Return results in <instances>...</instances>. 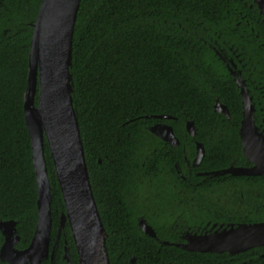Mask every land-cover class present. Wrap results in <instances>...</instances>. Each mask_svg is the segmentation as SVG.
<instances>
[{"label": "trees", "instance_id": "1", "mask_svg": "<svg viewBox=\"0 0 264 264\" xmlns=\"http://www.w3.org/2000/svg\"><path fill=\"white\" fill-rule=\"evenodd\" d=\"M42 0H0V220L15 221L18 250L38 222L31 137L25 120L29 56ZM244 59L257 125L264 127V21L252 0H82L74 28L73 103L92 190L107 233L110 264H264V246L237 254L190 252L174 245L210 226L264 222V174L213 178L251 165L240 138L243 104L234 77L214 48ZM236 60V58H235ZM217 100L230 117L215 111ZM38 104V94L36 105ZM171 116L170 120L155 118ZM205 155L183 180L175 168L196 157L186 124ZM171 125L178 148L150 132ZM55 244L65 211L47 143ZM101 160V162H99ZM190 172V171H189ZM140 218L153 228L146 235ZM5 241L0 232V250ZM80 264L67 223L54 259ZM134 260V261H133ZM0 264H9L0 259Z\"/></svg>", "mask_w": 264, "mask_h": 264}, {"label": "water", "instance_id": "2", "mask_svg": "<svg viewBox=\"0 0 264 264\" xmlns=\"http://www.w3.org/2000/svg\"><path fill=\"white\" fill-rule=\"evenodd\" d=\"M82 0H42L36 22L29 56L27 89L25 93V120L31 137L32 159L38 193V222L30 246L18 250L19 243L15 221L0 220V232L5 238L0 259L9 264H41L54 259L55 245L68 223L78 253L80 264H110L106 246L107 233L103 225L89 178L79 122L73 103L72 44L75 23ZM264 21V0H252ZM240 89L243 116L240 138L245 157L253 167H229L213 172L214 176H260L264 174V142L255 123V105L242 78L229 68ZM38 94V104L36 96ZM215 111L230 117L228 108L218 100ZM157 119L170 120L159 115ZM186 129L196 135L193 121ZM150 131L172 146H179L173 127L158 124ZM47 143L60 185L65 211L61 215L55 244L50 250L52 232L51 184L45 157ZM205 155L202 144H197L193 166H198ZM142 231L153 238L156 233L144 220ZM185 243L163 241L190 252L237 254L264 246V222L229 225L211 233L187 234ZM64 259L70 264L68 245ZM134 261V260H133Z\"/></svg>", "mask_w": 264, "mask_h": 264}, {"label": "flooded vegetation", "instance_id": "3", "mask_svg": "<svg viewBox=\"0 0 264 264\" xmlns=\"http://www.w3.org/2000/svg\"><path fill=\"white\" fill-rule=\"evenodd\" d=\"M231 52L233 53V55H234V58L233 57H228V54L224 51V49L222 48V47H220V46H218L217 48H214V52L216 53V55L217 56H219V58L226 64V66H227V68H228V70H229V68H231L233 71H237V73H238V77L239 78H242L243 79V81L245 82V85H246V87H247V89H248V86H249V83H247V79L250 77V75L248 74V71H249V68H247V65H246V63H244V59L243 58H240L239 57V55L236 53V50H233L232 49V47H231ZM235 58H236V60H235ZM229 72H230V70H229ZM231 74V73H230ZM247 78V79H246ZM248 91H249V94H250V90L248 89ZM251 96V95H250ZM252 97V96H251ZM253 99V98H252ZM256 111V110H255ZM254 119H255V115H254ZM263 122H264V120H263ZM164 122H156L153 126H155V125H158V124H163ZM255 123H256V120H255ZM165 124V123H164ZM257 125V124H256ZM263 124H261V125H257V127H258V131H259V133L261 134V137H260V139H262L261 140V142H264V127L262 126ZM151 127V126H150ZM150 127H148L149 128V130H150ZM151 132V131H150ZM187 133H188V131H187ZM154 134V133H153ZM155 135V134H154ZM188 135H190L189 133H188ZM155 136H157V135H155ZM191 136V135H190ZM158 137V136H157ZM159 138V137H158ZM192 138H193V140H194V138H195V136L193 137L192 136ZM161 139V138H160ZM162 140V139H161ZM163 142H165L164 140H162ZM194 142H195V146H196V150H197V144L198 143H200V142H198V141H195L194 140ZM165 143H168V142H165ZM169 144V143H168ZM200 144H202V143H200ZM179 145H180V141H179ZM203 145V144H202ZM172 146V145H171ZM173 147H175V146H173ZM179 146H177L176 148H178ZM196 158V157H195ZM204 158V157H203ZM247 159V158H246ZM203 160V159H202ZM248 160V159H247ZM99 162H101V160H99ZM193 162H194V160L193 161H191V163H190V161L188 160V158H187V156L185 155V152H184V156H183V164H181V162H176V164H175V168H176V170H177V173L180 175V177L183 179V180H187V178L183 175V171H187L188 173H190L191 174V167H197V166H193ZM202 162V161H201ZM200 162V163H201ZM249 162V161H248ZM251 165H249V166H245V168H247V167H253L254 166V164L253 163H251V162H249ZM200 165V164H199ZM198 165V166H199ZM190 171V172H189ZM213 172H211V173H206V172H198V173H196L198 176H201V177H203V178H213V177H215L213 174H212ZM142 220H144L145 222H146V220L144 219V218H140V220H139V225H140V222L142 221ZM147 223V222H146ZM148 224V223H147ZM149 225V224H148ZM150 226V225H149ZM225 228L223 225H221V226H217L216 224L215 225H213V226H210L209 227V230H205L204 232H199V233H197V232H195V233H186L185 232V234L183 235V236H181V238H183V240L186 242V240H185V237H186V235L187 234H204V233H211V232H213V231H215V230H217V229H219V228ZM185 242H183V243H185Z\"/></svg>", "mask_w": 264, "mask_h": 264}]
</instances>
